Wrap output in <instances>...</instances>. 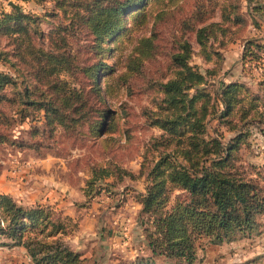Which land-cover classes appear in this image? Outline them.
I'll list each match as a JSON object with an SVG mask.
<instances>
[{"label":"trees","instance_id":"trees-1","mask_svg":"<svg viewBox=\"0 0 264 264\" xmlns=\"http://www.w3.org/2000/svg\"><path fill=\"white\" fill-rule=\"evenodd\" d=\"M50 1L52 6L42 14L14 8L0 13V62L10 68L0 71V103L11 106L9 112L0 107V142L9 139L5 129L32 111L41 112L50 132L61 126L73 134L101 136L117 128L116 110L106 103L110 89L102 87L100 78L116 67L107 65L104 56L118 47L136 19L146 20L152 0ZM229 3L228 11L224 1L216 0L215 6L223 19L242 21L237 2ZM129 17L135 21L129 23ZM42 22L49 23L47 30ZM212 25L219 24L196 29L206 59ZM247 46L251 54L264 50V42L255 39H249ZM134 48L138 54L127 62L130 71L138 70L153 52L152 36L140 37ZM191 53L190 40L182 39L171 58L174 75L158 83L155 108L145 110L149 123L166 135L154 138L161 141L162 153L148 171L145 191L138 195L148 215L145 232L150 253L130 264H160L161 256L169 264H195L203 240L230 241L258 231L262 224L264 178L248 173L239 161L250 120L263 113L255 102L259 97L238 80L224 82L219 96L213 97L206 87V71L189 62ZM210 116L232 134L222 139L216 127L210 133ZM121 170L93 167L90 181L97 174L104 177ZM175 189L179 192L172 199ZM67 226L49 206L22 205L0 192V244L24 246L34 264H87L62 238Z\"/></svg>","mask_w":264,"mask_h":264},{"label":"rangeland","instance_id":"rangeland-1","mask_svg":"<svg viewBox=\"0 0 264 264\" xmlns=\"http://www.w3.org/2000/svg\"><path fill=\"white\" fill-rule=\"evenodd\" d=\"M10 1L18 4L20 11L38 14L52 6L50 0H0V13L14 8ZM220 1L227 11L229 1L237 2L242 21L223 19L216 0H152L146 20L142 16L136 19L118 47L105 54L106 64L116 67L100 77L102 87L110 89L105 94L106 103L116 110L115 131L91 136L57 126L50 132L40 111H32L23 120L18 118L5 129L9 139L0 142V192L22 205L49 206L65 219L67 232L61 236L87 264H130L150 253L145 232L148 215L142 211L138 195L145 191L148 171L162 153L161 141L154 138L166 133L149 123L145 110L155 108L154 101L160 97L158 83L174 75L171 58L182 39L190 40L189 62L206 71V87L213 97H218L222 84L231 80L243 82L250 93L258 95L255 102L261 104L263 113L250 120V134L241 147L239 161L248 173L264 178V50L251 54L247 46L249 39L264 42V0ZM254 5L260 10H254ZM211 22L219 25L211 26L206 48L210 58L206 59L196 40V29ZM48 25L41 23L45 30ZM149 35L153 52L138 70L130 71L127 62L138 54L134 47L140 37ZM0 71L10 68L0 62ZM1 106L11 110L6 103ZM207 124L210 133L214 127L221 130L222 139L233 132L212 116ZM101 166L122 170L104 177L97 174L90 181L93 167ZM178 192H172V199ZM261 221L258 231L250 235L222 243L203 240L195 264H264V215ZM157 259L160 264H169L163 256ZM0 264L34 262L24 246L0 244Z\"/></svg>","mask_w":264,"mask_h":264},{"label":"water","instance_id":"water-1","mask_svg":"<svg viewBox=\"0 0 264 264\" xmlns=\"http://www.w3.org/2000/svg\"><path fill=\"white\" fill-rule=\"evenodd\" d=\"M14 8H16L17 10H20V7L18 4L14 3L13 1L9 2Z\"/></svg>","mask_w":264,"mask_h":264}]
</instances>
